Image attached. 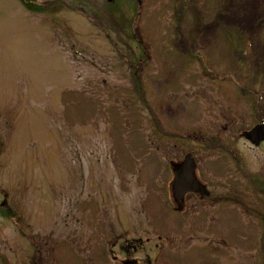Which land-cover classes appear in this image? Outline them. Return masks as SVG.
<instances>
[{
    "label": "rangeland",
    "instance_id": "obj_1",
    "mask_svg": "<svg viewBox=\"0 0 264 264\" xmlns=\"http://www.w3.org/2000/svg\"><path fill=\"white\" fill-rule=\"evenodd\" d=\"M263 121L264 0H0V264H264Z\"/></svg>",
    "mask_w": 264,
    "mask_h": 264
},
{
    "label": "water",
    "instance_id": "obj_2",
    "mask_svg": "<svg viewBox=\"0 0 264 264\" xmlns=\"http://www.w3.org/2000/svg\"><path fill=\"white\" fill-rule=\"evenodd\" d=\"M108 1L112 2L113 0ZM242 137L259 147L264 142V121L252 130L244 132ZM195 171L196 163L191 154L187 155L181 165L175 167L173 192L177 201L183 200L188 192L201 193L203 196L210 194L206 186L196 181Z\"/></svg>",
    "mask_w": 264,
    "mask_h": 264
},
{
    "label": "flooded vegetation",
    "instance_id": "obj_3",
    "mask_svg": "<svg viewBox=\"0 0 264 264\" xmlns=\"http://www.w3.org/2000/svg\"><path fill=\"white\" fill-rule=\"evenodd\" d=\"M137 2L138 3H140L141 2V0H137ZM196 177V176H195ZM198 183H200V184H203V183H201V181H199L198 180V178H197V180H196ZM208 189V188H207ZM209 190V189H208ZM209 195H207V196H203L201 193H196V192H188L185 196H184V198H183V200H181V201H177L178 203L177 204H180L179 202H181V205L182 206H184V204H185V202L189 199V197L190 196H200L199 198L201 199V200H204V199H211L212 198V196H211V192L209 191ZM174 194V193H173ZM200 202H202V201H200Z\"/></svg>",
    "mask_w": 264,
    "mask_h": 264
},
{
    "label": "trees",
    "instance_id": "obj_4",
    "mask_svg": "<svg viewBox=\"0 0 264 264\" xmlns=\"http://www.w3.org/2000/svg\"><path fill=\"white\" fill-rule=\"evenodd\" d=\"M27 7H28V8H31V5L27 3Z\"/></svg>",
    "mask_w": 264,
    "mask_h": 264
}]
</instances>
